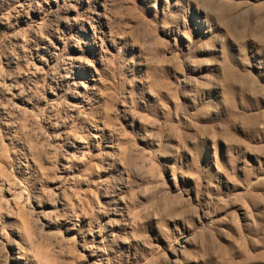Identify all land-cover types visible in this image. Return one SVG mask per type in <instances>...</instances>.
I'll return each instance as SVG.
<instances>
[{
  "label": "rangeland",
  "instance_id": "374dc122",
  "mask_svg": "<svg viewBox=\"0 0 264 264\" xmlns=\"http://www.w3.org/2000/svg\"><path fill=\"white\" fill-rule=\"evenodd\" d=\"M0 264H264V0H0Z\"/></svg>",
  "mask_w": 264,
  "mask_h": 264
}]
</instances>
